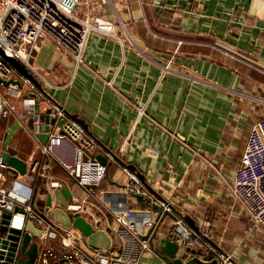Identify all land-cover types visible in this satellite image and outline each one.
<instances>
[{
    "label": "crops",
    "instance_id": "obj_1",
    "mask_svg": "<svg viewBox=\"0 0 264 264\" xmlns=\"http://www.w3.org/2000/svg\"><path fill=\"white\" fill-rule=\"evenodd\" d=\"M112 4L113 10L103 5L87 12L115 22L120 41L90 34L84 63L77 66L50 41L41 42L31 71L39 89L26 84L16 94L3 86L10 101L37 115L39 134L47 136L57 127L48 116V130H44L49 107L45 99L57 103L86 135L116 154L121 164L139 173L171 205L172 212L157 218L150 204L142 206L128 196L126 206L138 213V221H156L152 246L158 255L143 253L140 264H167L158 241L178 237L179 214L192 220L209 240L188 243L193 248L200 243L201 260L215 259L220 250L232 264H264V234L224 183L240 162L253 122L264 117V0H112ZM138 108L145 115H139ZM15 123L14 117L0 120V158L6 134ZM59 130L74 142L84 135L69 122ZM5 151L23 160L26 167L39 157L35 142L19 125ZM55 152L66 162L72 160V150L65 144ZM104 153L102 148L95 150L96 156ZM105 163L96 192L118 193L127 173L120 163L109 158ZM0 168V183L11 188L17 182L32 191L34 205L52 222L76 229L72 222L81 216L92 228L86 236L80 233L86 252L107 249L112 243L122 250L117 227L101 207L105 202H87L81 215L65 211L71 197L83 194L60 166L53 164L52 173L63 182L69 198L62 188L53 190L49 198L40 182L34 185L28 174ZM143 196L155 202L148 190ZM137 230L142 236L149 231L141 222ZM24 233L30 236L26 248L35 243L37 253L46 247L62 251L54 239L40 241L30 221ZM16 253V260L27 258L18 249ZM176 256L185 260L192 255H181L180 250Z\"/></svg>",
    "mask_w": 264,
    "mask_h": 264
},
{
    "label": "built area",
    "instance_id": "obj_2",
    "mask_svg": "<svg viewBox=\"0 0 264 264\" xmlns=\"http://www.w3.org/2000/svg\"><path fill=\"white\" fill-rule=\"evenodd\" d=\"M80 5L87 11L98 10L103 5L114 9L112 0H0V79L19 80L23 82V86L27 84L33 88V84L23 79L6 58L17 59L33 70L29 61L33 58L37 45L45 40L66 53L76 66L84 63V47L90 34L120 41L115 35V22L103 14H84ZM121 26L123 27V24ZM163 69L166 70L165 67ZM105 84L111 87V82L107 81ZM3 86L0 84V120L14 117L18 125L33 139L39 152V157L27 165L25 174H28L34 185L40 182L50 198L53 190H59L64 185L52 173L53 164L60 166L68 179L83 194L82 198L70 196L71 201L66 204L65 211L71 215H81L86 210L87 202H105V205H100L116 225L117 238L122 243L121 251L112 243L107 249L86 252L80 243V232L47 219L44 211L34 205L32 191L30 193L17 182H13L11 188L0 183V217L2 213L9 214L7 227L22 233L26 223L30 221L34 224L40 241L54 239L62 249L60 253H55L52 248H41L34 264H51L52 260L64 264H140L139 259L143 253L158 255L152 246L156 221H138V213L126 206L130 194L143 195L146 192L144 185L120 164L128 176L122 190L118 193L96 192L103 180L106 163L96 159L95 150L102 148L105 161L109 158L118 163L114 159H118V156L101 147L95 138L86 135L78 123L67 116L63 107L47 99L43 93L39 95L43 99L46 98L49 104L48 116L54 121V126L57 127V122L64 120V123L69 122L84 135L74 142L66 133L52 131L48 133L44 143L40 142L37 137L41 131L39 117L27 109H18L10 101ZM6 86L16 94L21 90L15 83L9 82ZM138 114L145 115L144 109L138 108ZM178 139L185 148L192 151L182 138ZM63 144L72 150L70 162H66L55 152V149ZM0 166L7 167L1 163V159ZM224 183L230 196L242 207L252 224L259 226L264 234V117L253 122L240 162L234 168L229 182ZM154 203L161 208V215L172 212L171 205L162 197L155 198ZM138 222L150 231L145 237L137 230ZM176 222L175 227L182 236L176 231L178 237L175 241L182 248L192 247L188 243L192 242L193 231L186 230L180 218ZM195 246L201 247L200 243H195ZM16 254L15 251L12 264L16 262ZM215 255L218 262L232 264L229 256L220 252Z\"/></svg>",
    "mask_w": 264,
    "mask_h": 264
},
{
    "label": "water",
    "instance_id": "obj_3",
    "mask_svg": "<svg viewBox=\"0 0 264 264\" xmlns=\"http://www.w3.org/2000/svg\"><path fill=\"white\" fill-rule=\"evenodd\" d=\"M1 54V51H0ZM9 64L19 73V75L23 78L28 80L31 84L36 86L37 89H39L38 85L33 82L30 78H28L26 75L22 74L17 67V64L15 62L14 58H6ZM18 61V60H17ZM15 83L18 87L21 89L23 88V82L22 81H3L0 79V84L6 86L8 83ZM32 98L35 97V94L30 93L29 94ZM74 120V118H71ZM75 121V120H74ZM49 118H48V110L47 113L44 115V123L45 127L44 130H48V124ZM50 122L53 124L54 121L50 120ZM76 122V121H75ZM64 123V120H60L57 122V129L55 133L65 134V131L59 130V127ZM77 123V122H76ZM18 128V123L11 125L3 144V152L1 154V163L5 164L7 166L8 170H15L19 174H24L26 170V163L17 158L16 156L9 155L5 149L6 145L9 142L12 133L14 130ZM37 137L39 140L44 143L46 141L47 135L46 134H38ZM96 159L105 164V157L101 155H97ZM115 160L118 161L114 157ZM118 163L121 164V162L118 161ZM124 168L128 170V172L132 173L143 185L144 187L155 197L159 198L160 196L151 189L145 182L142 176H140L138 173L134 172L132 169L128 168L126 165L121 164ZM61 192L65 195V197L69 198V193H67V190L65 188L61 189ZM130 196L134 197L142 206H145L146 204H150L153 208L157 210V218L161 215V208L152 202L149 198L144 197L142 194H130ZM180 219L193 231V235L191 237L192 240L197 241V238H201L203 240L209 241L199 230L198 226L194 225L193 221L190 220L187 216H182L179 214ZM8 219L9 214L2 213L0 217V264H12L14 259V254L16 249H18L19 254L26 255V259L18 258L15 262V264H34L36 255H37V248L35 243H31L28 248H26L27 243L30 240V236L28 233L22 234L20 231L8 228ZM72 226L76 228L82 235L86 236L89 233L92 232L91 226L85 222V220L81 216H77L73 222ZM150 232V231H149ZM148 232V233H149ZM178 232V231H177ZM180 236L182 234L178 232ZM145 237V236H143ZM20 242V245H19ZM158 247L159 250L162 252V259L167 264H218V261L216 259H211L210 261H203L198 256L201 254V247H190V246H184L183 248L180 247L175 240H170L167 238H162L158 241ZM181 250V255L185 253H188L189 255H192L190 258L183 260L181 256L177 257L176 254L179 253ZM221 254H223L220 250H218ZM225 255V254H224ZM53 264H64L61 262H54Z\"/></svg>",
    "mask_w": 264,
    "mask_h": 264
},
{
    "label": "rangeland",
    "instance_id": "obj_4",
    "mask_svg": "<svg viewBox=\"0 0 264 264\" xmlns=\"http://www.w3.org/2000/svg\"><path fill=\"white\" fill-rule=\"evenodd\" d=\"M80 10H81L82 13H84V14H88L86 8H83L82 5H80ZM15 62H16L17 67L19 68V70H20V72H21L22 74L26 75V76H27L28 78H30L33 82H36V81H37L36 77H35V76L33 75V73L31 72V71H33L31 68H29L28 66L24 65L23 63H21V62H19V61H17V60H15ZM29 64L32 65V59L29 61ZM8 97H9V96H8ZM0 170H1V168H0ZM138 174H139V173H138ZM139 175H140V174H139ZM64 205H65V203L60 204V206H62V207H63Z\"/></svg>",
    "mask_w": 264,
    "mask_h": 264
},
{
    "label": "trees",
    "instance_id": "obj_5",
    "mask_svg": "<svg viewBox=\"0 0 264 264\" xmlns=\"http://www.w3.org/2000/svg\"><path fill=\"white\" fill-rule=\"evenodd\" d=\"M54 262H56V260H52V261H51V264H53Z\"/></svg>",
    "mask_w": 264,
    "mask_h": 264
}]
</instances>
